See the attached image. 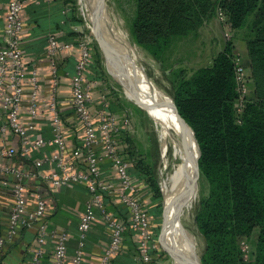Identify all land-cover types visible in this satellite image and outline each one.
<instances>
[{
  "label": "built area",
  "instance_id": "obj_1",
  "mask_svg": "<svg viewBox=\"0 0 264 264\" xmlns=\"http://www.w3.org/2000/svg\"><path fill=\"white\" fill-rule=\"evenodd\" d=\"M42 1L8 0L0 27V196L11 197L7 205L0 199V259L22 230H32L35 238L29 246L30 259L24 264L50 261L52 264H66L69 235L65 231L48 229V203L44 189L80 187L88 193L89 201L79 222V247L73 264H83L84 243L97 214L101 216L109 237L100 264H115L129 231L135 232L138 239L140 261L151 264L160 241L152 230L151 216L145 208L140 185L131 174L133 164L124 155L122 139L129 132V120L109 112L107 96L104 95L100 107L95 114L92 113L93 94L99 83L90 78L93 77L90 70L94 62L92 39L80 28H74L79 35L75 44H60L55 35L49 37L47 53L53 85L46 115L52 136L33 138L31 135L41 116L38 110L41 79L37 67L28 70L23 34L27 6ZM216 18L225 26V35H232L221 5H218ZM74 47L78 49V60L71 75L73 121L68 124L60 109L56 59L60 52ZM234 62L239 94L237 111L241 113L249 100L250 83L241 58L235 57ZM27 80L31 86V101L25 120L22 108ZM73 129L78 135L70 144L67 133ZM43 148H49L51 154L36 158ZM18 156L31 162V168L13 163ZM47 166L48 170H44ZM122 212L127 213V219ZM49 240L54 241L50 252L47 248Z\"/></svg>",
  "mask_w": 264,
  "mask_h": 264
},
{
  "label": "trees",
  "instance_id": "obj_2",
  "mask_svg": "<svg viewBox=\"0 0 264 264\" xmlns=\"http://www.w3.org/2000/svg\"><path fill=\"white\" fill-rule=\"evenodd\" d=\"M218 5L225 10L232 31L243 29L248 18H254L255 36L247 42V74L254 95L238 113L230 43L209 66L180 82L176 90L179 114L199 145L197 164L199 152L193 137L195 167L209 184V194L197 214L198 228L207 241L202 264H264V0H218L214 16ZM188 26L193 22L186 16L183 0H139L130 33L139 47L158 57L169 48L173 35ZM132 164V176L143 177L142 166ZM144 182L137 183L149 212L159 204L153 182ZM255 232L253 260L248 263L239 240L250 241Z\"/></svg>",
  "mask_w": 264,
  "mask_h": 264
},
{
  "label": "rangeland",
  "instance_id": "obj_3",
  "mask_svg": "<svg viewBox=\"0 0 264 264\" xmlns=\"http://www.w3.org/2000/svg\"><path fill=\"white\" fill-rule=\"evenodd\" d=\"M217 1L183 0L186 16L192 20L193 26L174 34L169 48L160 56L154 57L139 47L130 33L132 23L137 17L139 0H97L96 7L93 0H83L82 4L80 0H74L75 12L83 31L93 42L96 79L98 78L100 84L105 87L100 90L101 94L109 98L107 109L112 114L129 120V132L122 139L124 155L131 163L136 162L142 166L145 172L142 177L144 181L150 180L154 184L152 188L159 204L155 209L161 214L156 235L160 241L157 253V256L159 255L157 263L160 264H167L168 261L171 264H184L185 258L177 246L184 230L194 237L199 264H202V258L207 251V241L198 228L196 218L201 202L209 194V184L196 167L188 186L183 183L185 181L178 179L180 176L178 172L184 171L187 164V142L193 153L192 132L183 125L179 126L174 119L161 116L147 102L153 99V103L162 104L166 110L177 114L174 105L176 106V90L180 82L194 75L200 68L209 66L213 59L225 50L228 43L237 49L235 55L239 56L240 45L244 46L254 37L253 18H249L241 31L233 32L229 37L225 35L223 24L214 16ZM82 6L86 15L82 11ZM94 11L100 12L102 20H105V28L99 23ZM111 34L115 36L117 44ZM106 48L111 53V59L105 51ZM113 53L117 58L112 55ZM122 74L128 75L132 81L127 82ZM123 81L128 85H134L131 93L133 101L127 97L125 93L127 87ZM144 85L151 96L141 89ZM160 178L169 189L166 195L170 199V205L177 209L175 215L178 220L171 227L173 235L177 237L172 254L168 253L163 244L164 205ZM184 188H186L184 197L177 198ZM256 237L257 232L250 241L245 238L239 240L248 263L253 260L252 252Z\"/></svg>",
  "mask_w": 264,
  "mask_h": 264
},
{
  "label": "crops",
  "instance_id": "obj_4",
  "mask_svg": "<svg viewBox=\"0 0 264 264\" xmlns=\"http://www.w3.org/2000/svg\"><path fill=\"white\" fill-rule=\"evenodd\" d=\"M8 0H0V27L3 25L6 10H7ZM75 2L74 0H43L40 4L31 3L27 6L25 10V31L23 34V44L24 52L26 57V63L28 65V70L31 71L33 67H37L39 71V76L41 79V90L38 99V110L40 116L37 128L31 132L33 138L37 136H43L49 138L52 136L50 128L48 127L47 115V102L49 100L50 94L52 92V71L51 62L48 56L49 47V37L55 35L60 44H75L78 33L74 31V28H80L83 30L82 24L79 22L78 16L75 12ZM250 19L253 16L249 17ZM248 18V21H249ZM215 19L217 20L216 16ZM254 19V18H253ZM218 21V20H217ZM220 23V22H219ZM241 30H235L233 32H238ZM255 36V34H254ZM254 38V37H253ZM240 55L246 71H250V60L248 57L247 43L240 45L239 47ZM237 49L233 47V53ZM239 52V51H238ZM221 53V52H220ZM238 54V53H237ZM236 57V55H235ZM59 77H60V109L62 114H64V120L71 124L73 121V110L70 104L71 101V75L75 71V66L78 60V49L70 48L59 53L57 57ZM211 64V63H210ZM90 74L93 77L91 79L99 83V86L94 90V101L95 104L92 106V113L95 114L97 109L102 103L101 88L104 89V85L100 84L99 79H96V63L93 62L90 70ZM101 94V95H100ZM254 95L253 86L250 85L249 99ZM108 100L109 98L106 97ZM31 101V86L29 80L26 82V92L24 96V103L22 108V114H24V119L27 120L28 107ZM1 114V109H0ZM1 116V115H0ZM1 120V117H0ZM70 131L67 133V138L70 144H73L74 139L78 135V132ZM16 144V143H15ZM45 154H51L49 148H43L37 154L36 158L45 156ZM35 158V157H34ZM33 158V159H34ZM13 163L21 165L26 168H31L32 163L26 161L23 157L18 156L15 158ZM31 164V165H30ZM49 166L45 167L44 170H48ZM163 178V175H162ZM138 183H145L142 176L136 179ZM164 188V182H162ZM161 189V188H160ZM162 193V192H161ZM44 195L48 203V229L50 231H65L69 235L68 249H67V260L66 264H73V259L76 254V250L79 247V231L78 226L81 220L84 209L89 201L88 193L80 187H66L63 189H53L46 187L44 189ZM163 196V194H162ZM2 204H9L11 202V197L9 195H1ZM163 219L166 214V205L163 197ZM168 205V204H167ZM150 216L152 221V230L157 235L158 228L160 226L161 214L158 210L150 208ZM126 218L127 213L124 212ZM123 218V217H122ZM164 223V222H163ZM164 227V225H163ZM133 231H129L125 237V244L122 253L116 258L115 264H144L140 261L137 249V238ZM35 231L32 230H22L12 245L6 249L5 254L0 259V264H24L30 259L29 246L34 242ZM109 241L108 234L105 232L104 224L102 223L101 216L97 214L96 221L92 230L84 243L83 247V264H100L103 249ZM54 247V241H48L49 252ZM168 253L172 254L173 245L167 243L164 245ZM159 251V250H158ZM158 251L154 254V260L151 264L157 263ZM51 257V253H50ZM50 259V258H49ZM172 262V261H171ZM45 264H52V261L46 262ZM167 264H171L170 261Z\"/></svg>",
  "mask_w": 264,
  "mask_h": 264
},
{
  "label": "bare ground",
  "instance_id": "obj_5",
  "mask_svg": "<svg viewBox=\"0 0 264 264\" xmlns=\"http://www.w3.org/2000/svg\"><path fill=\"white\" fill-rule=\"evenodd\" d=\"M96 1L97 0H93V3L95 4V7H96ZM80 3L82 4L83 3V0H80ZM82 9H83V11H84V14H85V10H84V8H83V6H82ZM100 10H101V8H99ZM99 10V11H100ZM102 12V11H101ZM100 12H98V11H94V14H95V16L98 18V21H99V23L101 24V26L103 27V28H105V20L103 21L102 20V17L100 16V14H99ZM86 15V14H85ZM106 17V16H105ZM92 24V23H91ZM92 29H93V33L95 32L94 31V28L92 27ZM95 34V33H94ZM112 36V39L114 40V42L116 41V39H115V36L113 35V34H111ZM116 43V42H115ZM117 44V43H116ZM105 51L108 53V55H109V59H111V57H110V52H108V49L106 48L105 49ZM119 54V53H118ZM112 55H114L115 56V58H117V55L116 54H112ZM117 71V70H116ZM122 72V71H121ZM123 76H125V79H126V81L127 82H129V81H132L131 79H130V77L128 76V75H123L122 74V77ZM127 82L125 83L124 81H123V83H124V85L127 87V91L125 92L126 93V95H127V97L131 100V101H133V98H132V96H131V93H133V88H135L134 87V85H128L127 84ZM137 88H139V87H137ZM141 89H144V91H146V93L147 94H149L150 96H151V93L146 89V86L144 85L143 87H141ZM143 91V92H144ZM143 98H144V96H142ZM127 98V99H128ZM148 99V98H147ZM152 100L153 99H151L150 100V102H147V100L145 101V102H147V103H149L150 105H152L153 106V108H154V110L156 111V112H158V113H160L161 114V116H163V117H165V118H170V119H174L175 121H177V123H178V125L179 126H184V128L185 129H190L191 130V128L189 127V125L186 123V121L184 120V119H182L181 117H180V115L177 113V114H173L171 111H169V110H166L165 108H164V105H162V104H155V103H153L152 102ZM144 102V103H145ZM148 105V104H147ZM148 107H149V105H148ZM153 110V109H152ZM151 116V115H150ZM156 116H157V114H156ZM158 117V116H157ZM182 126V127H183ZM192 131V130H191ZM188 132V131H187ZM186 132V133H187ZM189 133V132H188ZM192 133H193V131H192ZM183 135V134H182ZM193 137H194V134H193ZM175 138V137H174ZM194 140H195V138H194ZM195 142H196V140H195ZM186 154H187V164H186V166H185V168H184V171H180V172H178V174H180V176H179V180L180 181H185V182H183V183H185V185L186 186H188L189 185V183H190V178H192V176H193V174H194V172L193 171H195V162H196V157H195V155H194V153H192V150H191V147H190V144L187 142V144H186ZM177 174V175H178ZM191 175V176H190ZM170 176V175H169ZM173 179V178H172ZM171 182V181H170ZM174 183V182H173ZM160 191L162 192V194H163V197H164V201H165V205H166V209H167V211H166V214H165V216H164V227H163V244L164 245H167V243H171L172 245H176V241H175V239H177V237L176 236H174L173 235V233H172V230H171V227H172V224H174V222L176 221V220H178L177 218H176V215H175V210H177L175 207H173V206H171L170 205V199H169V197H168V195H166L167 194V192H168V188H167V186H165L164 185V188H163V186H162V183H161V178H160ZM173 185V184H172ZM182 187V186H181ZM170 188V187H169ZM187 188V187H186ZM186 188H184L185 190H183V191H180V193H179V195H177V198H179V199H181L182 197H184V194L186 193ZM168 204V205H167ZM171 206V207H170ZM184 230V229H183ZM193 240H194V237L188 232V231H186V230H184V231H182V237H181V239L179 240V242L177 243V246L180 248V251H181V253H182V255L184 256V258H185V261H184V264H199V258H198V255H197V252H196V250H195V244H194V242H193Z\"/></svg>",
  "mask_w": 264,
  "mask_h": 264
},
{
  "label": "water",
  "instance_id": "obj_6",
  "mask_svg": "<svg viewBox=\"0 0 264 264\" xmlns=\"http://www.w3.org/2000/svg\"><path fill=\"white\" fill-rule=\"evenodd\" d=\"M174 107H175V110H176V112L179 114V111H178V109H177V107L174 105ZM180 115V114H179ZM180 117H181V115H180ZM182 118V117H181ZM183 119V118H182ZM190 127V126H189ZM192 130V129H191ZM193 134H194V132H193ZM194 138H195V134H194ZM195 140H196V138H195ZM196 143H197V140H196ZM197 146H198V151H199V156H198V160H197V164H198V161H199V157H200V150H199V145H198V143H197ZM198 169H199V165H198ZM196 221H197V218H196Z\"/></svg>",
  "mask_w": 264,
  "mask_h": 264
}]
</instances>
